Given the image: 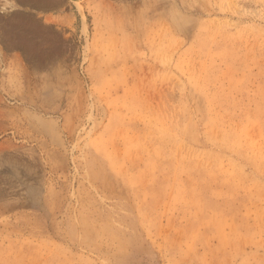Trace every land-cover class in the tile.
Returning <instances> with one entry per match:
<instances>
[{
  "label": "rangeland",
  "instance_id": "374dc122",
  "mask_svg": "<svg viewBox=\"0 0 264 264\" xmlns=\"http://www.w3.org/2000/svg\"><path fill=\"white\" fill-rule=\"evenodd\" d=\"M0 264H264V0H0Z\"/></svg>",
  "mask_w": 264,
  "mask_h": 264
},
{
  "label": "bare ground",
  "instance_id": "6f19581e",
  "mask_svg": "<svg viewBox=\"0 0 264 264\" xmlns=\"http://www.w3.org/2000/svg\"><path fill=\"white\" fill-rule=\"evenodd\" d=\"M29 1V0H28Z\"/></svg>",
  "mask_w": 264,
  "mask_h": 264
},
{
  "label": "crops",
  "instance_id": "0c3cea01",
  "mask_svg": "<svg viewBox=\"0 0 264 264\" xmlns=\"http://www.w3.org/2000/svg\"><path fill=\"white\" fill-rule=\"evenodd\" d=\"M28 1V0H27Z\"/></svg>",
  "mask_w": 264,
  "mask_h": 264
}]
</instances>
